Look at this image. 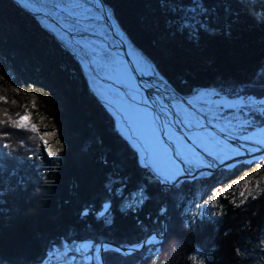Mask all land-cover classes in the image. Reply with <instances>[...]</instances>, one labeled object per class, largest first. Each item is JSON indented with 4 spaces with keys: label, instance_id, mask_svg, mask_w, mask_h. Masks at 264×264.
Here are the masks:
<instances>
[{
    "label": "trees",
    "instance_id": "obj_1",
    "mask_svg": "<svg viewBox=\"0 0 264 264\" xmlns=\"http://www.w3.org/2000/svg\"><path fill=\"white\" fill-rule=\"evenodd\" d=\"M100 1L179 100L199 89L264 98V0ZM0 97V264H43L77 242L136 248L151 233L135 252L104 250L103 264H264L262 182L197 206L196 180L161 187L73 55L10 0H0ZM26 111L39 133L12 123ZM254 120L264 126V113ZM43 126L55 133L53 161ZM252 166L264 169V157Z\"/></svg>",
    "mask_w": 264,
    "mask_h": 264
},
{
    "label": "bare ground",
    "instance_id": "obj_2",
    "mask_svg": "<svg viewBox=\"0 0 264 264\" xmlns=\"http://www.w3.org/2000/svg\"><path fill=\"white\" fill-rule=\"evenodd\" d=\"M12 1L30 10L32 15L46 29L55 34L62 43L71 46L76 54H78L79 62L85 70L88 71L86 67L87 57L89 58L91 56L94 58V68L90 67V69L93 70L95 67L101 68L106 77V79L101 78L104 86L113 87L120 94L121 98L118 100V103L124 112L120 114L115 108H110V110L112 111L113 109L114 116L117 119L116 123L118 124V126L116 124V127L121 137L136 152L138 158L142 161L141 163L144 165L147 164L155 172L153 174L162 180L164 184L171 185L185 177L184 166L176 155L177 151H182L198 164H203V169L213 171L215 169H229L242 162L251 161L257 157H264V126L255 128L238 138L220 137L218 135L219 131L217 132L212 127H207V131L204 130L196 134L188 131L186 136L181 133L180 127L178 126V123L182 119H194L195 122L196 117L193 116L194 111L201 104L203 105L205 103V106L212 105L233 110L245 105L246 101L243 97L229 98L226 96H217L213 91H205L202 89L188 99L181 98V100L172 101L163 99V104L159 106L154 97L157 94L158 88L155 80L153 77H150L151 79L148 82L144 77L137 75V71L135 70L139 63L134 60L132 53L129 51V47H125L117 37L113 36L108 38L111 41L112 39L116 40V42H110L111 44L101 40L99 37H95L94 41L91 42H82V40H79L78 27L69 25L71 19L66 18H69V16L71 18L74 15L72 13L73 11L69 9L71 8L69 6L71 5L70 2L58 4L54 11L51 12L49 7L41 6L36 0ZM55 18L57 20H54ZM81 44H83L84 49L81 48ZM109 46H113L118 54L121 51L123 57L118 56L112 50L111 53L109 50H107V53L102 50L104 47L110 48ZM100 64L101 67H99ZM109 79H113L116 83L111 82ZM133 90L142 91L147 94V97L139 96L138 103L136 101L137 95L133 93ZM142 99L145 102H142ZM254 100L258 99L254 98ZM165 112L170 113L178 121L170 129V133L174 136V141H172L173 145L170 144L171 140L169 145L167 143L168 140L164 137L165 131L162 127V114ZM157 117H159V120ZM239 144L254 145L259 149L251 152L247 149L240 148ZM202 149H207L215 153L219 161H215L213 164L205 162L207 156ZM126 250L125 248L123 251Z\"/></svg>",
    "mask_w": 264,
    "mask_h": 264
},
{
    "label": "rangeland",
    "instance_id": "obj_3",
    "mask_svg": "<svg viewBox=\"0 0 264 264\" xmlns=\"http://www.w3.org/2000/svg\"><path fill=\"white\" fill-rule=\"evenodd\" d=\"M23 1V0H21ZM25 1V0H24ZM27 1V0H26ZM41 4V6L44 7H49L51 12L54 11L56 6L58 4H66L68 2L71 3V8H69L73 15V17L69 18L66 17L67 19H71L69 22V25L72 26H77L79 30L78 31V36L80 37L79 40H82V42L86 41H94L95 37H99L101 40L107 41L109 44L110 42H116V40L112 41L108 38L110 37H117L125 47H129V51L132 53L134 60L139 63L136 67L137 75L140 77H144L146 81H150V77H153V79L156 82L157 85V94L154 95L156 102H158L159 106H161L163 103V99H166L167 101H172V100H179L178 96L173 95L172 92L169 91L167 85L165 84L164 80L159 77V75L156 73V71L150 66L149 63H147L137 51H135L129 44L127 39H125L121 33V31L118 29L117 25L111 18V14L109 11L105 9V7L101 6L98 0H36ZM12 2V0H11ZM13 3V2H12ZM15 3V2H14ZM13 3V4H14ZM57 3V4H56ZM19 9L22 11L26 12L29 14L31 17H33L41 26L42 29H44L46 32L51 34L58 42L62 44L65 50H67L73 57L75 58L78 66L82 70V73L88 83V86L92 93L95 95L97 100L100 102L102 107L111 115V117L114 120V124L116 126V121L117 119L114 116L113 109L115 108L116 111H118L120 114H122L123 108L120 107L118 100L121 98L120 94L114 89L113 87H105L103 82L101 81L102 79H106L104 76L103 71L101 68L95 67V69H90V67L94 68V58L89 56L86 59V67L88 69L85 70L83 65L79 62V56L76 54L75 50L72 49L71 46H67L64 43H62L55 34L50 32L48 29H46L42 23L34 16L32 15L31 11L28 10L27 8H24L23 6L19 5L18 3L16 4ZM55 14V13H54ZM56 15V14H55ZM61 17V16H60ZM62 18V17H61ZM54 20H57L56 18ZM62 21V20H61ZM74 21V22H73ZM64 23V22H63ZM64 25V24H62ZM66 26V25H65ZM108 39V40H107ZM119 45V44H118ZM110 48H103V51H106L107 53L109 50L111 53V50L118 54L116 49L113 46H109ZM81 48L84 49L83 44H81ZM112 48V49H111ZM120 54L118 56L123 57V53L119 51ZM79 62V63H78ZM98 62H100L98 60ZM82 67V68H81ZM101 67V64L100 66ZM110 80V79H109ZM111 82H115L113 79L110 80ZM202 90V89H201ZM205 91L210 90L214 91L217 96H224L215 91L214 89H204ZM200 91V89L198 90ZM196 91L194 94L198 92ZM134 93V92H133ZM143 94L144 92L140 91V94ZM141 94V95H142ZM193 94V95H194ZM144 97V95H143ZM147 97V96H146ZM153 97V98H154ZM191 98V97H190ZM246 98V97H245ZM244 98V99H245ZM252 98V96H251ZM254 98V97H253ZM181 99V98H180ZM188 99V98H186ZM256 99V98H255ZM252 100V99H251ZM165 101V100H164ZM245 107L241 110L239 109H225V108H220V107H215V106H205L204 104L201 106H198V108L195 109L194 119L192 120H184L182 119L179 123L177 119H174L173 116L165 112L163 113V130L164 132V137L166 140L170 142V129L174 123H178V126L180 127L181 133L185 134L187 136L188 131L192 133H200L202 131H207V127H212L215 130H217L218 135L220 137L224 138H238L239 136H242L249 131L253 130L254 128L257 127L256 122L254 120V116L257 115L260 118H263V113H264V104H258V103H253L245 100ZM142 102H145V100L142 99ZM203 103V102H199ZM108 107V108H107ZM110 108H113L112 111ZM212 109L211 111L208 112L209 109ZM242 108V107H241ZM210 112H212L210 114ZM162 113V111H160ZM196 113V114H195ZM201 113L204 115L201 118H198L201 116ZM206 113V114H205ZM159 120V117H157ZM193 118V117H192ZM198 118V119H197ZM116 119V120H115ZM210 119H213L211 122ZM162 122V121H161ZM199 123V124H198ZM195 125V126H191ZM118 126V124H117ZM199 126H203L200 128H197ZM117 129V127H116ZM191 129V130H190ZM118 130V129H117ZM43 134L44 133H52L51 130L47 129L45 126H43ZM183 131V132H182ZM117 132V131H116ZM119 132V131H118ZM117 132V134H118ZM120 134V132H119ZM118 134V136H119ZM223 135V136H222ZM121 136V135H120ZM119 136V137H120ZM55 138V133L54 135H45L44 139L47 140L48 145L50 146L51 150L55 153L56 155V149L51 144V140ZM167 141V143H168ZM127 144V143H126ZM128 145V144H127ZM129 148L131 149L130 145H128ZM240 148L247 149L248 151L254 152L257 151L259 148L254 146V145H249V144H239ZM132 150V149H131ZM133 151V150H132ZM204 154H206L205 162L208 164H213L215 161H219L218 156L213 153L210 150L207 149H202ZM135 153V151H133ZM44 155L50 159V161H53L55 158V155H49L48 149L45 148L44 150ZM136 155V153H135ZM177 157L180 159L181 162H184V169L186 171H191L189 174L184 173L185 177L180 179L178 182L173 183L171 185H166L163 183L162 180H160L156 175L153 174V170L148 167V165L142 164L141 160L136 157V162L137 165L139 166L140 163L142 164V169L148 170L151 175L158 181V183L163 186L164 188H176L182 181H193L196 180L197 185H200L201 188L205 191V195H200V194H195V198L193 199V203L195 206L200 205L201 202L204 200H208L213 196L216 195H224L227 193L236 194L238 196L241 195L242 192L246 191V185L245 181H248L247 184V190L252 189L255 186H257L258 182H262L264 186V169H261L257 166H252L253 164H257L260 162L262 158H254L253 160H249L246 162H242L238 165L244 166L240 170H238L233 176L231 177H226L224 175H221L219 172H229L232 171L236 168V166L231 167L229 169H215L213 170H205L203 169L204 167L202 166L203 164H198L196 161L192 160L187 154H185L182 151H177L176 153ZM197 158V157H195ZM251 164V165H250ZM155 173V172H154ZM183 174V175H184ZM239 181V183H237ZM227 188L228 191L225 192L224 189ZM107 208V205L104 204L100 210V212H104L105 209ZM151 236H147L148 238L145 240L144 243L149 244L153 243L154 239L158 238L153 236V233L150 234ZM159 239H157V242ZM108 245L106 243L100 244L97 246H90L88 242H77L74 246H68L67 244H64L63 247L53 251L51 253L45 263L43 264H84L87 261H90L91 258L93 257V262L96 264H101L100 259H99V253L104 250L108 249H113L110 247H107ZM143 247V246H142ZM117 253L121 254H129L132 252V250H126V251H120L118 248H115ZM135 252V251H133ZM92 255V257H91ZM103 260V259H102ZM192 261L196 262L198 261V258L196 254L193 255Z\"/></svg>",
    "mask_w": 264,
    "mask_h": 264
},
{
    "label": "snow or ice",
    "instance_id": "obj_4",
    "mask_svg": "<svg viewBox=\"0 0 264 264\" xmlns=\"http://www.w3.org/2000/svg\"><path fill=\"white\" fill-rule=\"evenodd\" d=\"M0 99H3L2 97H0ZM2 122V121H0ZM13 124H15L17 127L19 128H30L31 131L39 133V128L38 126L32 122L31 120V113L26 111L24 115L20 116L18 120L12 121ZM45 135H54V133H44L42 135H40V139L41 141L44 143L45 147L48 149V153L49 155H55V153L51 150L50 146L48 145L47 140L44 139ZM8 145H5V147H7ZM237 183H239V181H237ZM247 184L248 181H245V185H246V191H247ZM225 192L228 191L227 188L224 189ZM244 193H241V195H243Z\"/></svg>",
    "mask_w": 264,
    "mask_h": 264
},
{
    "label": "water",
    "instance_id": "obj_5",
    "mask_svg": "<svg viewBox=\"0 0 264 264\" xmlns=\"http://www.w3.org/2000/svg\"><path fill=\"white\" fill-rule=\"evenodd\" d=\"M11 1V0H10ZM99 1V3L101 4V6H103V3L100 1V0H98ZM13 2V1H12ZM14 3V2H13ZM15 5H16V3H14ZM17 6V5H16ZM104 7V6H103ZM109 11V13H110V10H108ZM123 35V34H122ZM123 37L125 38V36L123 35ZM126 39V38H125ZM127 41V40H126ZM131 46V45H130ZM142 94V93H141ZM143 95L146 97L147 96V94L146 93H143L141 96L143 97ZM137 101V100H136ZM138 102V101H137ZM139 103V102H138ZM132 149V148H131ZM133 150V149H132ZM134 151V150H133ZM136 153V152H135ZM44 156V158H47L45 155H43ZM222 163H224V162H222ZM221 163V164H222ZM155 175V174H154ZM163 187V186H162ZM163 225H164V223H163ZM153 236H155V237H157V234H155V233H153ZM75 245V243H73V244H71L70 246H74ZM107 247H110V248H113V247H115V248H118L120 251H123L124 249H125V247H123V246H119V245H116V244H114V243H107ZM144 245H146V243H144L143 241L142 242H140L139 244H138V248L136 249V248H134V247H131V248H129L130 250H132V252L133 251H137V250H139L142 246H144ZM69 246V247H70ZM115 248H113L114 250H116ZM131 253V252H130ZM99 259H100V263L101 264H103V260H102V255H101V252L99 253Z\"/></svg>",
    "mask_w": 264,
    "mask_h": 264
},
{
    "label": "built area",
    "instance_id": "obj_6",
    "mask_svg": "<svg viewBox=\"0 0 264 264\" xmlns=\"http://www.w3.org/2000/svg\"><path fill=\"white\" fill-rule=\"evenodd\" d=\"M214 92V91H213ZM214 94H216L215 92H214ZM244 100H247V101H249V102H251V101H253V102H255V103H258V104H264V98H260V99H258V100H254V98L252 97V100H251V96H249V97H246ZM159 238V237H158ZM97 247H98V245H96ZM135 248V247H134ZM138 248V246L136 247V249Z\"/></svg>",
    "mask_w": 264,
    "mask_h": 264
},
{
    "label": "clouds",
    "instance_id": "obj_7",
    "mask_svg": "<svg viewBox=\"0 0 264 264\" xmlns=\"http://www.w3.org/2000/svg\"><path fill=\"white\" fill-rule=\"evenodd\" d=\"M185 227H187V225H185Z\"/></svg>",
    "mask_w": 264,
    "mask_h": 264
},
{
    "label": "flooded vegetation",
    "instance_id": "obj_8",
    "mask_svg": "<svg viewBox=\"0 0 264 264\" xmlns=\"http://www.w3.org/2000/svg\"><path fill=\"white\" fill-rule=\"evenodd\" d=\"M76 244V243H75Z\"/></svg>",
    "mask_w": 264,
    "mask_h": 264
}]
</instances>
